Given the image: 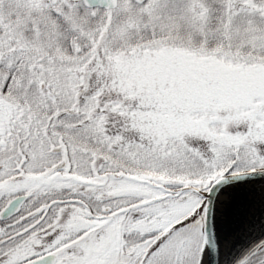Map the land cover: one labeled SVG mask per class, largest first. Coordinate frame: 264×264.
Instances as JSON below:
<instances>
[{"label": "snow or ice", "instance_id": "6c2138e0", "mask_svg": "<svg viewBox=\"0 0 264 264\" xmlns=\"http://www.w3.org/2000/svg\"><path fill=\"white\" fill-rule=\"evenodd\" d=\"M0 264H264V0H0Z\"/></svg>", "mask_w": 264, "mask_h": 264}]
</instances>
